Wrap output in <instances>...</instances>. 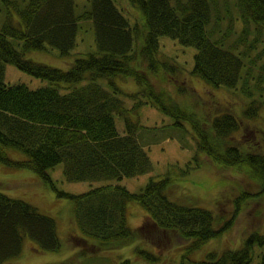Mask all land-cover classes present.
<instances>
[{
	"label": "trees",
	"instance_id": "obj_1",
	"mask_svg": "<svg viewBox=\"0 0 264 264\" xmlns=\"http://www.w3.org/2000/svg\"><path fill=\"white\" fill-rule=\"evenodd\" d=\"M3 1L0 160L33 169L57 191L48 170L60 162L65 163L64 174L70 180H106L82 193L58 191L73 201L76 223L95 240L72 234L79 245L99 251L144 238L163 244L177 234L191 250L198 249L230 229L242 207L264 194V127L250 125L244 118L259 115L264 99L253 96L247 79L241 91L251 98L241 115L223 102L216 109L206 103L201 108L193 106L191 95L183 98L188 92L186 84L182 85L187 81L183 78L186 70L163 52L160 42L166 35L195 47L191 72L206 84L237 87L246 58L250 63L247 75L260 65L258 84L263 85L264 50L251 53L255 43L264 39V0H236L238 14L226 9V27L219 0H90V7L82 12H77L76 0ZM81 17L92 20L96 49L76 54ZM239 24L240 29L236 28ZM251 33L255 35L247 43ZM55 49L62 57H70L66 68L31 57L35 51ZM7 63L48 82L38 86L7 82ZM119 77L134 78L140 88L126 91ZM120 94L131 97L133 107L151 102L175 117L178 125L189 122L198 135L199 148L223 166H217L219 170L235 167L253 182L254 190L244 185L237 188L229 220L217 227L215 220L225 216L183 201L189 200L187 193L170 196L174 185H182L180 181L194 168L192 162L172 163L164 176L151 177L139 191L119 182L153 166L137 132L141 124L130 116L131 108ZM116 115L124 119L122 129ZM8 148L20 149L26 157L12 158ZM130 200L148 212L136 228L128 222ZM58 232L54 217L0 191V264L21 255L26 237L37 240L41 250H60ZM257 244L264 247V233L253 231L240 247L209 252L201 264H250ZM136 248L146 258L158 259L150 250ZM260 255L258 264H264V250Z\"/></svg>",
	"mask_w": 264,
	"mask_h": 264
},
{
	"label": "rangeland",
	"instance_id": "obj_2",
	"mask_svg": "<svg viewBox=\"0 0 264 264\" xmlns=\"http://www.w3.org/2000/svg\"><path fill=\"white\" fill-rule=\"evenodd\" d=\"M76 2L77 12H82L90 7V0H76ZM2 4L5 5L4 1L0 0V8ZM219 4L222 8L220 12L225 17L223 26L226 27L229 23L226 9H230L233 15L238 14L236 0H219ZM236 28L240 29V24ZM254 33L256 34V29H254ZM254 33L250 34L251 39L247 43L252 42ZM262 35L264 36V30ZM77 42L78 44L74 49L76 54L96 49L92 20L81 17ZM160 42L163 52L174 57L183 68V71L186 70L187 75H184L183 78H186L187 81L182 85L185 86L186 84L188 92L185 93L186 96L183 98L186 100L191 95L193 106L201 108L206 103L210 108L216 109L223 107L221 104L223 102L228 109H233L234 113L241 115L244 109L247 108V103L251 98L241 91V86L247 79L250 80L253 96L258 100L264 99V83L263 85L258 84V80L261 79L259 77L261 76L260 65L255 67L252 74L248 76L246 69L247 66H250V63L245 58V66L237 87H215L209 85V83L206 84L205 80L201 79V81L192 74L191 70L195 63V47L185 46L177 39L166 35L160 37ZM255 45L256 48L253 49L252 55L259 54L264 50V39L257 41ZM31 57L63 68H66L70 61V57H62L57 49L35 51L31 54ZM262 58H264V53ZM6 65L5 80L7 82L24 81L31 86L48 82L21 71L13 63H7ZM118 80L126 91H136L140 88L132 77H119ZM120 96L124 99L125 105L131 108L130 116L141 124L137 132L150 155L153 166L148 172L135 176H125L119 182L133 191H139L151 177L158 179L164 176L172 163L185 166L187 163L192 162L194 168L187 174L185 179L180 181L182 185H174V190L170 196L176 197L180 192L187 193L185 195L189 200L182 199L183 201L209 208L215 213L225 216L224 219L215 220V226L217 227L220 226L223 220H229L234 210L233 200L238 193L236 192L237 188L244 185L254 190L255 185L253 182L244 179L243 173L235 167L219 170L217 166L221 165L215 164L216 162L213 163L207 154L199 148L198 135L189 122H184V125L180 126L176 123L175 117L155 104L147 102L139 107H133L134 102L131 97L124 94H120ZM263 109L264 106L260 110V114L253 118L244 117L248 124L264 127ZM116 119L118 126L122 129L125 126L123 117L116 115ZM7 151L15 159L26 157V153L17 148H8ZM64 164V162H60L48 170L58 191L82 193L106 181L70 180L64 174ZM0 191L13 197L23 198L34 204L41 212L54 217L62 242L60 250L44 251L39 248L40 245L38 246L37 240L26 237L21 255L4 264H201L202 260L208 257L209 252H221L222 249L228 247L235 249L240 247L244 239L253 231L264 233L263 194L259 198L255 196L252 202L242 207L235 216L230 229L209 239L198 249L191 250L187 245V240L177 234H171V237L164 239L165 243L163 244H157L158 242L144 238L120 247L91 251L85 249L84 245H79V241L71 236L76 234L85 237L89 241H95L93 238L86 236L76 223L73 213V201L67 196L61 195L56 189L51 188L38 172L30 168L7 164L0 160ZM219 199L222 200L218 202ZM147 214L146 208L141 203L135 200L129 201L128 222L131 227L140 226ZM155 232L152 231L153 235ZM155 237L157 238V236ZM136 246L150 250L152 254L158 255V259L152 261L146 258L138 252ZM255 247V254L250 264H258L261 259L260 254L264 250V247L258 244Z\"/></svg>",
	"mask_w": 264,
	"mask_h": 264
}]
</instances>
